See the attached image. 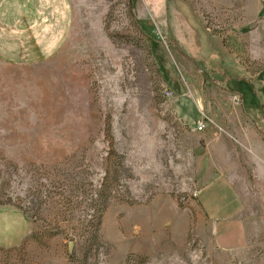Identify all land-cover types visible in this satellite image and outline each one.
I'll return each instance as SVG.
<instances>
[{"label": "rangeland", "instance_id": "rangeland-1", "mask_svg": "<svg viewBox=\"0 0 264 264\" xmlns=\"http://www.w3.org/2000/svg\"><path fill=\"white\" fill-rule=\"evenodd\" d=\"M68 2L64 30L3 29L0 264H264V166L233 134L264 141V2ZM218 133L234 212L201 187Z\"/></svg>", "mask_w": 264, "mask_h": 264}, {"label": "crops", "instance_id": "crops-1", "mask_svg": "<svg viewBox=\"0 0 264 264\" xmlns=\"http://www.w3.org/2000/svg\"><path fill=\"white\" fill-rule=\"evenodd\" d=\"M248 3L253 2V0H245ZM212 8L215 7L216 10L225 9L224 12L219 13L220 18L236 13L234 10H230L234 6L240 4L243 0H209ZM226 4V5H225ZM229 4H231L229 9ZM225 8H223V7ZM69 2L68 0H0V52L7 45V40L2 37L4 28H6L7 33H27V32H55L64 30L67 26V21L69 19ZM228 7V8H226ZM230 12H229V11ZM228 12V13H226ZM14 39H11L12 41ZM16 40V39H15ZM205 79V78H203ZM208 82H212L210 79H207ZM257 130V128H256ZM245 131V129H243ZM258 131V130H257ZM257 131L246 127V133L242 134L240 132H234L235 136L240 139L238 143L247 145L251 150L250 155H248V161L253 163L254 168L262 169L264 166V141L257 133ZM259 132V131H258ZM210 135H216L212 132L211 128L206 132ZM261 133V132H259ZM225 137L221 136L220 133L213 139V149H220L222 162L218 165V169L211 171L213 175L201 186L204 187L205 184H209L211 181H215L220 177H224L225 186L230 188L231 191L230 197L233 198V212L239 208L240 203V194L236 190L235 186H232L230 177L224 173L229 168L225 167L224 160L228 163H232V160L226 159L227 154L232 157L230 151H227L224 142ZM223 140V141H222ZM215 151V150H214ZM211 154H216V152L211 151ZM224 159V160H223ZM229 171V170H228ZM227 171V172H228ZM199 187V188H201ZM208 213L213 214L211 211ZM215 212V211H214Z\"/></svg>", "mask_w": 264, "mask_h": 264}, {"label": "built area", "instance_id": "built-area-1", "mask_svg": "<svg viewBox=\"0 0 264 264\" xmlns=\"http://www.w3.org/2000/svg\"><path fill=\"white\" fill-rule=\"evenodd\" d=\"M164 93H169L168 91L164 90ZM202 126H204V121L203 120H200V119H196V124H195V127L197 129H202Z\"/></svg>", "mask_w": 264, "mask_h": 264}, {"label": "trees", "instance_id": "trees-1", "mask_svg": "<svg viewBox=\"0 0 264 264\" xmlns=\"http://www.w3.org/2000/svg\"><path fill=\"white\" fill-rule=\"evenodd\" d=\"M208 79H210L211 81H213V83H218L219 84V82L220 81H222V80H219V79H217V78H208ZM219 85H221V86H223L224 88H227L226 86H225V83L223 82L222 84H219Z\"/></svg>", "mask_w": 264, "mask_h": 264}, {"label": "water", "instance_id": "water-1", "mask_svg": "<svg viewBox=\"0 0 264 264\" xmlns=\"http://www.w3.org/2000/svg\"><path fill=\"white\" fill-rule=\"evenodd\" d=\"M264 2V0H262Z\"/></svg>", "mask_w": 264, "mask_h": 264}]
</instances>
